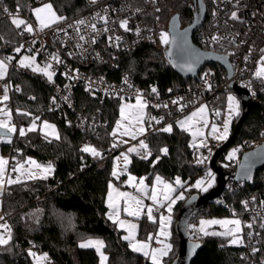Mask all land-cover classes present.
<instances>
[{
  "label": "trees",
  "instance_id": "trees-1",
  "mask_svg": "<svg viewBox=\"0 0 264 264\" xmlns=\"http://www.w3.org/2000/svg\"><path fill=\"white\" fill-rule=\"evenodd\" d=\"M204 1L208 8L207 19L210 0ZM2 2L12 9L20 6L23 10H27L29 4L37 7L42 3L51 2L56 12L64 17L88 8L86 0H2ZM160 16L164 20L176 17L180 23L189 24L193 20L194 9L188 6L186 0H165L161 2ZM1 25L7 39L11 41L18 39L15 27L10 21L3 20ZM194 41L197 42L195 36ZM123 68L132 70L137 83L148 89L158 87L165 90L169 86L194 80L174 71L161 52L153 46L141 47L124 56ZM10 78L14 85L20 87V91L16 89L12 91L6 102L16 121L26 124L33 117L39 116L40 122L43 120L54 122L58 127L60 140H52L49 143L39 130L29 132L24 137L17 131L10 137V142L1 143L2 152L10 154L11 157L16 156L18 160L32 156L41 162H53L54 172L47 179H23L21 183L6 185L2 210L9 215L12 240L7 246L0 247V264H34L32 257L28 255L31 246L36 248V253H47L52 264H99V256L94 248L79 247V242L89 236L104 237V251L109 258L108 264H150L142 254L131 251L128 242L122 239L123 230L107 218L106 192L112 179L114 154L101 163L98 161L110 151L112 141L109 132L121 100L111 98L100 101L87 95L82 88H77L75 96L78 109L90 115L96 114L106 122L104 128H81L77 123H67L65 115L50 109L52 90L39 76L13 69ZM226 92L220 94L216 101L221 108L225 105ZM243 110L242 106V112L233 120L231 133ZM18 112H27L30 115L24 116ZM69 114L75 117L73 116L75 113L70 111ZM173 126L171 133L155 131L145 136L152 156L148 160H143L140 155L132 153L129 164L132 172L138 175L146 174L148 180L152 179L155 172H160L170 179L180 175L187 184H191L196 177L206 174V169L210 167L207 159L204 163L198 164L196 162L198 153L190 147L189 133L181 131L175 124ZM263 127L264 100L252 104L248 116L241 124L239 134L233 143H245L246 146L240 154L250 149L251 144L259 139ZM87 142L93 144L102 156L93 157L82 152L80 149ZM162 147L168 148L167 156L159 153L158 149ZM224 152L218 157L221 166L225 159ZM140 154L142 155L143 151ZM158 155L161 158L153 165L152 161ZM233 167L229 171L233 172L236 164H233ZM231 172H228V183L232 181ZM190 189L191 192L197 190ZM191 192L176 204L171 235L172 251L164 258L163 264L172 262L179 251L180 237L175 230V222L181 206ZM250 198H255L256 203L264 201V166L257 170L253 184L239 182L232 191L226 186L220 195L209 201L198 213L201 211L205 214L220 215L235 213L242 216L245 214L242 202ZM140 220V235L144 236L150 229L155 228L145 217ZM256 233L260 250L255 255L258 260H264V228L260 227ZM197 236L199 238H195L191 233L192 239L201 241L192 264L238 262L250 264L244 246L231 245L228 237Z\"/></svg>",
  "mask_w": 264,
  "mask_h": 264
},
{
  "label": "built area",
  "instance_id": "built-area-1",
  "mask_svg": "<svg viewBox=\"0 0 264 264\" xmlns=\"http://www.w3.org/2000/svg\"><path fill=\"white\" fill-rule=\"evenodd\" d=\"M163 1L165 0H155V3L153 0H97L96 3H92L91 0H86L88 4L86 10L66 17L65 20L43 31L38 29L35 17L32 15L31 9L34 7L29 4V8L23 10L19 6V17L31 23L35 31L34 33L24 32L20 34L22 29L15 28L18 39L11 41L6 38L1 25L3 20L11 22V17L3 9L7 8L9 12L15 15L17 7L12 9L0 0V37H3L0 39V58L14 57L9 63L6 78L0 80V95L3 94L5 84L9 85V98L12 91L19 87L12 83L11 70L26 71L29 74L39 76L51 87L52 94L49 103L52 111L65 115L67 123H77L81 128L98 129L104 128L106 122L96 114L90 115L84 110L78 109L75 96L77 88H82L87 95L98 98L100 101L111 98L121 100V96L125 99H134L136 91L139 90L148 101L147 123L149 117H163L160 124L151 121L152 128L146 135L167 124L175 123L180 116L204 103L210 106L212 118L218 120L220 116L216 117L212 111L221 109L216 101L220 94L232 89L234 85L245 88L251 96L252 103L262 102L264 100V80L256 77L255 72L260 67V50L264 49V0H238V2L237 0H210L209 16L207 19L205 18L203 24L194 34L196 43L202 48L214 50L229 57L232 67L231 75L224 65L208 62L201 67L196 76L189 78L194 79L192 82L178 83L165 90L156 87L157 95L153 94L151 89L141 87L132 70L122 69L124 56L141 47H155L168 62L166 54L168 45H163L160 42V33L169 29L171 19L164 20L160 16V11H156L157 8L161 10V2ZM186 1L190 8H195L194 0ZM137 9L140 11L137 12ZM233 11L237 12L239 19H231V12ZM97 13L100 16L107 15L108 23L105 24L100 20ZM123 19H128V28L132 29L131 31L120 28L119 21ZM78 20L86 21L85 25L80 26L79 33L75 28V21ZM92 23L96 24V32H93L88 26ZM69 25H73V27H68ZM105 28L108 31H104ZM137 28L140 29L139 35L135 31ZM61 29H66L67 35ZM80 35L85 36V41L79 39ZM214 35L222 37V39L219 42H213L211 37ZM117 36L121 38L119 42L115 39ZM93 37L95 43H92ZM109 37H112L111 41ZM117 43L118 47L116 46ZM20 45H23L21 51L15 52V48ZM250 49L251 54L249 55ZM24 55H35L36 62L41 67L47 63H52L55 71L53 82H49L43 74L33 72L30 68L19 67L18 60ZM52 55H57L62 63L52 61ZM245 56H249L247 61L244 59ZM65 73L78 78L69 79ZM206 74H208L207 82L212 85L211 90L205 83ZM125 77H127L131 87L124 83ZM89 82H92V91L86 90ZM65 85L69 87L66 88ZM66 96L69 97L67 101L64 100ZM53 97L56 98L55 104L52 103ZM180 97L183 98L181 103L186 105L182 112L178 110L179 105L171 103L172 100ZM164 103L168 104V108L153 107V105ZM70 111L75 113L73 115L75 117L69 114ZM261 133H264V127L260 131L259 139L251 144L252 147L264 140V135ZM145 136L143 137L145 138ZM109 138L111 141L114 139L110 132ZM223 143L224 141L209 140L211 153L208 149H203L208 162L214 151ZM132 144L137 145L138 139L133 143L121 144L116 148H113L111 143L109 153L101 158L98 163L103 162L119 149H126ZM232 173V181L226 185L229 191H232L235 184L239 183L234 180ZM246 201L249 202L248 209L245 210L244 215L240 216L243 226L245 255L250 260V264H264V260H258L255 253L252 252L253 247L260 250L256 231L260 230L258 223L262 222L261 217H264V207L261 203H256L253 198ZM0 216L4 217V220L0 222L6 221L9 224V215L1 210ZM198 218V214L194 215L191 223L197 224ZM253 218H255L254 223ZM248 223H253L251 229L245 226ZM190 229L193 233L191 226ZM249 232L252 233L251 237L248 236ZM30 248L32 251H36L34 246Z\"/></svg>",
  "mask_w": 264,
  "mask_h": 264
},
{
  "label": "snow or ice",
  "instance_id": "snow-or-ice-1",
  "mask_svg": "<svg viewBox=\"0 0 264 264\" xmlns=\"http://www.w3.org/2000/svg\"><path fill=\"white\" fill-rule=\"evenodd\" d=\"M92 3H96L97 0H91ZM238 2V0H237ZM153 3H155V0H153ZM4 12L8 13V15L11 17V24L16 29H22L20 34H23L24 32L27 33H34L35 29L31 23H29L27 20L22 19L19 17L20 8L17 6L16 14L13 15L7 8L3 9ZM107 10L105 9V12ZM137 12L140 11V9L136 10ZM156 11H160L159 8L156 9ZM32 15L35 17L36 24L38 26V29L40 31H43L46 28H50L52 25L57 24L63 20L66 19V17L58 15L56 10L54 9V6L51 2L48 3H42L38 7H34L31 9ZM215 15V12L213 13ZM97 16H99V19L102 20L105 24L108 23V16L103 15L100 16L99 13H97ZM158 19V17H157ZM231 19L236 20L239 19L237 12L233 11L231 12ZM128 19H123L119 21L120 28L124 29L125 31H131L132 29L128 28ZM85 20H78L75 21V28L77 33L80 32V26L85 25ZM93 32L97 31L96 24L92 23L88 25ZM68 27H73V25H69ZM61 31H64L67 35L66 29H61ZM104 31H108L107 28L104 29ZM136 34L139 35L140 29L137 28ZM186 35V33H185ZM0 39H3V37H0ZM79 39L81 41H85V36L80 35ZM117 42L120 41V37L115 38ZM222 39V37L219 36H212L211 41L213 42H219ZM109 40H112V37H109ZM95 38L93 37L92 43H95ZM160 42L163 45H169L175 44L176 40L175 38H172L170 40L169 33L165 31H161L160 33ZM35 43V41H33ZM118 47V43L116 44ZM23 45H20L19 47L15 48V52L19 53L21 51V48ZM261 56H260V67L255 72V76L258 78H261L264 80V49L260 50ZM251 54V49L249 50V55ZM169 57H171V53H168ZM249 56H245L244 59L247 61ZM14 59V57H5L3 59H0V80H4L8 74V68L9 63ZM52 61H55L56 63H62L60 58L57 55H52L51 57ZM18 65L21 68H30L33 72H38L43 74L49 82H53V77L55 75V71L53 70L52 63H47L43 67H41L39 64L36 63V57L35 55L32 56H22L19 61ZM175 66V65H174ZM188 70H191V65H187ZM65 75L69 79H75L78 77L70 76L68 73H65ZM208 74L205 76V83L207 84V87L209 90H211L212 85L207 82ZM124 83L128 84V79L125 77ZM129 87H131L130 84H128ZM65 87H69L68 85H65ZM88 91H92V82H89L88 88L86 89ZM16 91H20V88L17 87ZM151 92L153 94L158 95V90L156 87H152ZM169 92H171V89H169ZM9 85L5 84L3 86V94L0 95V104H4V107H0V116L4 117L3 119H0V130H6L4 132H0V139H7L8 142H10V136L8 134L16 133L19 131V135L21 137L26 136L29 132H36L40 131L42 132L45 140H47L49 143L52 142V140H60V134L56 130V126L53 124H49L47 121L41 122V124H37V121L40 120L39 116L33 117L31 120V123L27 128L21 127L19 129L16 128V126L12 123V112L7 108L6 102L9 100ZM31 99H35V97H31ZM69 97H64V100L67 101ZM122 103L120 104L119 112H120V118L116 121L115 127L113 128L111 132V136L114 138V142L112 144L113 148L119 147L121 143H128L127 140L118 139V137H130L132 140H137L140 136H145L149 129L152 128L151 121H154L155 124H160L163 120V117L157 118V117H149V122L146 126L145 116L146 112L145 110L148 107V101L144 98L143 94L137 90L135 95V103H126L124 101V97H120ZM183 100L182 97L172 100V104L179 105V111H183L185 104H182L181 101ZM52 103H56V98H52ZM153 107L156 108H168V104H156L153 105ZM213 114L216 117H219L221 115V112L218 109L212 110ZM208 112H209V106L207 104L200 105L196 110L191 112L190 115L184 117L183 119L177 120L176 125L180 128L181 131L188 132L192 136V142L190 144V147L194 149H200V148H206L208 149L209 153H211V148L209 147L208 140L209 138L218 140V141H224L228 138L229 135V128L230 124L232 122V119L234 117H238L240 115V104L239 101L236 99V97L229 95L228 96V111L227 116L225 119H223L222 123L217 124L216 122H209L208 119ZM24 116H29L30 113L23 112L19 113ZM210 131L205 133L204 129L209 128ZM157 132H164V133H171L173 131V125L167 124L164 127H161L159 129H155ZM261 135H264V133H261ZM197 140L199 142H197ZM82 152L88 153L92 155L93 157H101L102 153L97 150L94 146L85 144L81 149ZM140 150H143V154H140ZM239 149H234L231 153L228 155V159L232 160L236 157V152ZM159 153L161 155L167 156L168 155V148L162 147L158 149ZM130 153H136L137 155H140V158L143 160H148L149 157L152 156V151L149 148L148 143L144 139H139L137 145H133L127 149V152H122L119 157L116 158L117 164L114 166L113 171L111 173L112 177H114L116 180H119L120 175L127 172L128 165L131 163L129 154ZM123 159V169L119 166L120 159ZM160 155L156 156L155 160L152 161L153 165L157 163L160 160ZM207 159V157H204L202 154L197 157L196 162L198 164L204 163V161ZM27 165V167H26ZM9 167V160L5 159L4 157L0 156V193L4 190V185L7 183L8 185L12 184H18L21 183L22 178H26L29 180H36V179H47L49 175L52 174L54 171L53 164L49 162L47 165H43L38 163L36 160L32 158L26 159L23 163L20 161H17L14 166H12L11 171L13 173H17L15 179H13L11 176H8L7 179H5L7 171ZM251 177H249L250 179ZM146 178H140L137 182V178L132 175H128L127 181L125 183L134 188L137 193L140 195H133L130 192L120 191L113 183L112 181H109L108 183V193H107V207L109 208V212L107 214V218L113 222L114 225H117L119 229H123L127 234L122 237L123 240L128 242V247L131 249L134 253L142 254V256L150 261V264H163V258L168 256V254L172 251V244L168 243L167 240L170 236V232L168 231V228L171 224L172 220V210L173 205L176 204L178 200L185 199L184 193L180 192L177 195H173V193H176L177 188L173 187V183H169L165 180H163L159 175L155 177V185L151 188V192L149 194L148 186L145 184ZM214 176L209 170L204 178L198 179L195 184L191 185L190 188H195L200 191H207L208 188L212 187V184L214 182ZM175 185L179 188H184V183L181 182L180 178L177 177L174 181ZM189 189H185L187 191ZM141 197H145L147 199H150L152 201V205H145L144 200ZM255 198H253L254 200ZM121 202H122V211L123 213L128 217H133L136 219H139L142 215L147 216V220L152 223L156 224L157 220L156 217L153 215L154 211H159L160 208H166V211L168 213L167 216H165L163 213L159 216V231L153 235L152 233H149L147 235L146 240H138L137 239V229L138 225L136 223H133L128 220L121 219ZM244 205L245 210L248 209V201L242 202ZM262 207H264V201H261ZM155 206V208L153 207ZM146 209V212H145ZM235 215V213H233ZM35 216V213L32 214ZM259 215V213H258ZM262 222L260 223V227L264 228V217H261ZM4 217L0 216V221H3ZM38 222V218H37ZM255 222V218H253V223ZM253 223H248L245 225L247 228L251 229L253 227ZM212 225H220L225 230L222 232H215V231H208V228ZM193 228V234L196 233L202 234L203 236H223V237H230L229 243L232 245H243L244 244V238H243V226L242 221L240 219H212V220H200L199 227L191 226ZM248 236L251 237L252 233L249 232ZM163 237L164 239H161ZM199 238V236H197ZM12 240V230L10 225L5 221L4 223H0V247L7 246L10 241ZM155 240L157 244L160 245V247L155 248L152 247L151 241ZM79 247L82 249H88V248H94L96 253L99 256L100 264H107L108 262V256L104 253L103 249L105 248V243L103 240L100 239H92V238H86L81 241L79 244ZM199 245H193V248H198ZM259 251V249L253 247L252 252L256 253ZM28 255L32 257L34 264H51V261L49 260L48 254L44 253L41 255H38L35 251H32L30 248L28 250Z\"/></svg>",
  "mask_w": 264,
  "mask_h": 264
},
{
  "label": "water",
  "instance_id": "water-1",
  "mask_svg": "<svg viewBox=\"0 0 264 264\" xmlns=\"http://www.w3.org/2000/svg\"><path fill=\"white\" fill-rule=\"evenodd\" d=\"M194 1V17L191 23L181 26V23L176 17H173L170 20L168 29L170 40L175 38L176 43H170L166 51L169 65L174 71L185 78L196 76L201 67L208 62H215L224 65L228 68L229 75H231L232 67L229 57L226 54L204 49L194 41V34L203 24L207 15L205 1ZM168 53H171V57H169ZM187 65H191V70H188ZM233 89L241 98L242 106L244 108L242 116L236 123L234 130L228 139L224 141V143L217 148L210 157L209 165L217 175L216 185L204 193L198 191L192 193L184 201L179 210L175 222V230L180 237V247L176 257L169 264H192L201 246L200 240H194L191 238L190 223L192 218L194 215L198 214L200 209L206 206L209 201L220 195L228 183V172H226L224 167L218 163V157L228 146L234 143L239 134L241 124L248 116L253 104L251 96L245 88L239 85H234ZM4 131L6 130H0V132ZM8 135L13 137L14 133ZM263 166L264 140L241 154L237 168L232 175L236 182L253 184L257 170ZM249 177L251 178L249 179ZM196 244H198L199 247L194 249L193 245Z\"/></svg>",
  "mask_w": 264,
  "mask_h": 264
},
{
  "label": "rangeland",
  "instance_id": "rangeland-1",
  "mask_svg": "<svg viewBox=\"0 0 264 264\" xmlns=\"http://www.w3.org/2000/svg\"><path fill=\"white\" fill-rule=\"evenodd\" d=\"M39 6H40V5H39ZM37 7H38V6H37ZM185 25H187L186 22H182V23H181V26H185ZM165 32H168V33H169L168 30H165ZM169 38H170V33H169ZM24 56H25V55H24ZM20 58H21V57H20ZM20 58H19V59H20ZM0 59H2V58H0ZM18 61H19V60H18ZM36 63H37V62H36ZM37 64H38V63H37ZM229 95L236 97V99L239 101V104H240V113L242 112V101H241V98L238 96V94L236 93V91L232 88V89L228 90V91L226 92V94H225V105H224V108H221V109L219 108V109H218V110L221 112L220 118H219L218 120L212 118L210 106H209L207 103H204V104H207V105L209 106L208 119H209L210 124H211V122H213V121L216 122L217 124H220V123H222L223 119L226 118V116H227V111H228V96H229ZM123 102H126V103H133V104H134V103H135V98H134V99H125ZM121 103H122V101L119 103L118 111H117V115H116L115 120H114V123H113V125H112V127H111L110 134H111L113 128L115 127L116 121L120 118L119 108H120V104H121ZM201 105H202V104H201ZM4 106H5L4 104H0V107H4ZM6 106H7V104H6ZM199 106H200V105L196 106L195 108H193L192 110H190V111L187 112L186 114L180 116L177 120L183 119L184 117L190 115L191 112H193L194 110H196ZM7 108L11 111V109H10L8 106H7ZM147 108H148V107H147ZM11 112H12V111H11ZM145 112H146V114H147V109L145 110ZM3 118H4V117L0 116V119H3ZM234 119H235V117L232 119V122H231V124H230L229 135H228V137L230 136L231 129H232V126H233V120H234ZM31 120H32V119H31ZM31 120H29L26 124H24V123H18V122L16 121V118H15L13 112H12V123L16 126L17 129H19V128H21V127L27 128V127L29 126V124L31 123ZM177 120H176V121H177ZM145 121H146V116H145ZM176 121H175V123H174L175 125H176ZM41 122H42V121H41ZM41 122H40V121H37V124L39 125V124H41ZM171 124L174 125L173 123H171ZM146 126H147V121H146ZM176 126H177V125H176ZM173 127H174V126H173ZM204 131H205V133L209 132V131H210V126H209V128L204 129ZM118 139H122V140H127V141H128V143H121V144H129V143H133V142L135 141V140H132L130 137H127V136H125V137H118ZM139 139H144V140L146 141V143H147V139L144 138L143 136L138 137V140H139ZM210 139H211V138H209V140H210ZM227 139H228V138H227ZM227 139H226V140H227ZM10 140H11V139H10ZM209 140H208V142H209ZM226 140H224V141H226ZM2 142H8V140H7V139H0V156H2V157H4L5 159L9 160V167H8V171H7V174H6L5 179H7L8 176H11L13 179H15L17 173H13V172L11 171V168H12V166H14V165L16 164L17 161H20L21 163H23L26 159H28V158H32V159L36 160L38 163L43 164V165H47V164L49 163V162H41V161L37 160L35 157H32V156H27V158L24 159V160H18V158H17L16 156L11 157L10 154L7 155L6 153H3V152H2V150H1V143H2ZM113 142H114V139L112 140V144H113ZM191 142H192V136H191L190 133H189V144H191ZM197 142H199V141L197 140ZM85 144H88V145L94 146L93 144L88 143V142L85 143ZM85 144H84V145H85ZM121 144H120V145H121ZM133 145H134V144L129 145L126 149H119V151H117V152L113 155V158H112V171H113L114 166H116V164H117L116 158L119 157L120 154H121L122 152H127V149H128L129 147L133 146ZM245 146H246L245 143H244V144H243V143H236V144H231L230 146H228V147L226 148V150H225V152H224L225 159L222 161V166H224V169H225L226 172H229V173L231 172V171H229V170L232 169L233 164H236L235 169L237 168V165H238V163H239L240 156H241L240 153H241L242 149L245 148ZM255 146H256V145H255ZM94 147H95V146H94ZM95 148H96V147H95ZM96 149H97V148H96ZM203 149H204V148L195 149V150L197 151V153H198V156H200V155L202 154L204 157H206L205 154H204ZM234 149H239V150L236 152V157H235L234 159H232V160H229V159H228V155H229V153H231ZM97 150H98V149H97ZM141 151H143V150H140V152H141ZM131 154H132V153L129 154L130 160H131ZM51 163L53 164V167H54V163H53V162H51ZM123 164H124V162H123V159L121 158L120 161H119V166H120L121 169H123ZM26 167H27V165H26ZM233 168H234V167H233ZM209 170H211V172H212V174H213V176H214V178H215V179H214V182H213V184H212V187H214V186H215V183H216L217 175H216V172H215L212 168H210V167H208V168L206 169V173H207ZM53 172H54V171H53ZM53 172H52V174H53ZM233 172H234V171H233ZM231 173H232V172H231ZM128 175L135 176V177L137 178V182L139 181L140 178H146V179H145V184L148 186L149 194H150V192H151V188L155 185V177H156L157 175H159L163 180H165V181H167V182H169V183H173V187H176V188H177L176 193H173L174 196L177 195V194H179L180 192H183V193H184V196H186L187 194H189V193L191 192V191H190V190H191V189H190V186L193 185V184H195V182H196L198 179L204 178L206 174H205V175H202V176H198V177H196V178L193 180V182H192L191 184H190V183L187 184V182H186V181H185L180 175H177L174 179H170V178H167V177H165L164 175H162L160 172H155L154 175H153V177H152V179H151V180H148L146 174L138 175V174L132 172V171L129 169V165H128L127 172L121 174L119 180H116L114 177H112V179H110V181H112V183H113V184H114V185H115L120 191L130 192V193H132L133 195H140L139 193L136 192V190H135L134 188L128 186V185L125 183V181H127V179H128ZM177 177H179L180 180H181V182L184 183V186H185L184 188H179V187H177V186L175 185L174 181H175V179H176ZM23 179H26V178H22V180H23ZM6 185H7V183H5V185H4V190H5ZM185 189H189V190L185 191ZM208 189H209V188H208ZM4 190H3L2 193H0V211L2 210V201H3V193H4ZM197 191H200V190L197 189L195 192H197ZM200 192L204 193L205 191H200ZM107 193H108V188H107V192H106V202H107ZM192 193H194V192H191V194H192ZM141 198L144 200V204H145V205H152V201H151L150 199H147V198H145V197H141ZM179 201H180V200H178V201L176 202V204H177ZM176 204L173 205V210H172V213H171L172 220H171V224H170V226H169V228H168V231L170 232V236H169L167 242H168V243H171V244H172V242H171V235H172V233H173L172 225H173V219H174V212H175ZM122 207H123V205H122V202H121V216H120V218H121V219H124V220L131 221V222L136 223V224L138 225V229H137V239H138V240H146L147 235H148L149 233H152L153 235H155V234L159 231V223H158V221H159V216H160V214L163 213L165 216L168 215V213H167V211H166V208H160L159 211H154V212H153V215L156 217V220H157V223L154 224L155 228H154V229H150V230L148 231V233H147L146 235L143 236V235H140V222H141L140 219L143 218V217H145V218L147 219V216H146V215H142L139 219H136V218H133V217H128V216H126V215L123 213V211H122ZM153 207L155 208V206H153ZM109 211H110V210H109V208H108L107 214H108ZM145 212H146V209H145ZM198 215H199V218H198V220H197V224H195L194 222H192V223L190 224V226H196V227L198 228V227H199V222H200V220H202V219H203V220H212V219H218V220H223V219H240V220H241V217H240L238 214H235V215H234L233 213H232V214H223V215H220V214H205V213H203V211H201L200 213H198ZM0 223H4V222H0ZM11 230H12V229H11ZM122 230H123V229H122ZM224 230H225V229L222 228L220 225H212V226H210V227L208 228V231H210V232H212V231H215V232H222V231H224ZM126 234H127V233L123 230V236L126 235ZM242 234H243V233H242ZM197 235H202V234L196 233V234L194 235V237L196 238ZM87 238L100 239V240H103L104 243H105L104 237H102V236H89V237H87ZM84 239H86V238H84ZM161 239H164V238L161 237ZM194 240H195V239H194ZM227 240H228V242H229L230 237H228ZM81 241H82V240H81ZM81 241L79 242V244L81 243ZM151 245H152V247H155V248L160 247V245L157 244V243L155 242V240L151 241ZM231 245H232V244H231ZM103 251H104V249H103ZM104 253H105V251H104ZM37 254H38V255H41L42 253H37ZM105 254H106V253H105ZM164 258H165V257H164ZM164 258H163V261H164ZM33 263H34V261H33ZM99 264H100V261H99ZM107 264H108V263H107ZM236 264H247V263H244V262H238V263H236Z\"/></svg>",
  "mask_w": 264,
  "mask_h": 264
},
{
  "label": "crops",
  "instance_id": "crops-1",
  "mask_svg": "<svg viewBox=\"0 0 264 264\" xmlns=\"http://www.w3.org/2000/svg\"><path fill=\"white\" fill-rule=\"evenodd\" d=\"M43 121H47L49 124H53V125H55L56 126V130L58 131V127H57V125L54 123V122H51V121H49V120H43ZM42 121V122H43ZM174 124V123H173ZM106 253V252H105ZM42 254H44V253H42ZM107 255V254H106ZM52 264V263H51Z\"/></svg>",
  "mask_w": 264,
  "mask_h": 264
}]
</instances>
